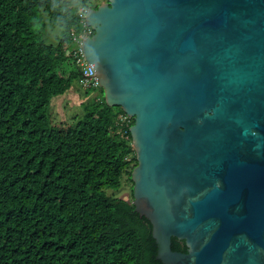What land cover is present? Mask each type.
Here are the masks:
<instances>
[{"label":"water","instance_id":"1","mask_svg":"<svg viewBox=\"0 0 264 264\" xmlns=\"http://www.w3.org/2000/svg\"><path fill=\"white\" fill-rule=\"evenodd\" d=\"M85 21L105 103L134 119L157 259L264 264V0H106Z\"/></svg>","mask_w":264,"mask_h":264},{"label":"trees","instance_id":"2","mask_svg":"<svg viewBox=\"0 0 264 264\" xmlns=\"http://www.w3.org/2000/svg\"><path fill=\"white\" fill-rule=\"evenodd\" d=\"M83 5L0 0V264H163L150 221L132 204L134 119L120 128L123 110L104 97L65 128L47 113L81 77L69 32ZM41 11L60 27L55 44L34 28ZM125 174L130 201L107 194ZM171 249L187 251L175 237Z\"/></svg>","mask_w":264,"mask_h":264},{"label":"rangeland","instance_id":"3","mask_svg":"<svg viewBox=\"0 0 264 264\" xmlns=\"http://www.w3.org/2000/svg\"><path fill=\"white\" fill-rule=\"evenodd\" d=\"M88 6L96 7L106 0H86ZM40 17L34 24V28L41 32V37L46 43L55 44L57 37L60 35V27L57 23L50 21L48 15L41 11ZM104 97L101 87L85 86L81 82V77L73 79L71 88L64 94L55 95L51 98L47 108L53 125L63 128L76 123L84 114L85 106L93 104L95 98ZM131 182L127 174L123 175L119 189H107L108 195H114L127 201L131 200Z\"/></svg>","mask_w":264,"mask_h":264},{"label":"built area","instance_id":"4","mask_svg":"<svg viewBox=\"0 0 264 264\" xmlns=\"http://www.w3.org/2000/svg\"><path fill=\"white\" fill-rule=\"evenodd\" d=\"M88 6L83 5L78 8L77 15L80 22V28L76 30L74 27L69 32L70 47L69 52L75 61V64L79 68L81 73V82L85 86H91L94 88L99 87V83L96 78V74L92 66L85 60L82 50V41L85 37L90 36L93 30L86 24L85 18L88 11ZM120 126H128V117L126 115H120L118 117Z\"/></svg>","mask_w":264,"mask_h":264},{"label":"clouds","instance_id":"5","mask_svg":"<svg viewBox=\"0 0 264 264\" xmlns=\"http://www.w3.org/2000/svg\"><path fill=\"white\" fill-rule=\"evenodd\" d=\"M87 6H88V5H87ZM88 7L90 8V6H88ZM89 8H88V9H89ZM93 8H94V7H93ZM92 34H93V32H92ZM92 34H91V35H92ZM82 42H83V41H82ZM99 87H100V86H99ZM97 98H99V97H97ZM120 115H126V113H124V114H120ZM120 115H118V117H119ZM126 116H127V115H126ZM127 117H128V116H127ZM130 118H131V117H128V123H129V121H130V120H129ZM119 127L122 128V127H126V126H123V125L120 126V125H119ZM123 133H124V130L122 131L121 134H123ZM130 137H131V136H130ZM131 144H132V141H131Z\"/></svg>","mask_w":264,"mask_h":264}]
</instances>
